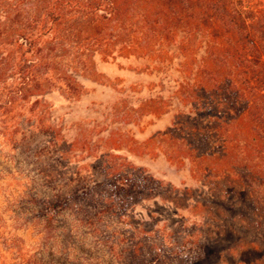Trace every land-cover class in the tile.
<instances>
[{"label": "trees", "instance_id": "trees-1", "mask_svg": "<svg viewBox=\"0 0 264 264\" xmlns=\"http://www.w3.org/2000/svg\"><path fill=\"white\" fill-rule=\"evenodd\" d=\"M163 40L183 54L178 93L191 109L169 132L184 134L176 149L203 177L215 172L264 187V0H0L1 79L12 86L0 87V100L4 93L43 95L48 83L75 93L78 73L91 69L96 54L149 52ZM219 92L207 103L206 95ZM208 104L213 113L201 108ZM90 168L87 186L34 200L43 204L42 244L64 264H72V252L86 264H194L203 257L205 221L147 228L135 217L140 202L164 196L162 182L110 151ZM258 201L253 218L263 226ZM60 217L72 224L59 229ZM258 236L254 245L264 243V232Z\"/></svg>", "mask_w": 264, "mask_h": 264}, {"label": "rangeland", "instance_id": "rangeland-1", "mask_svg": "<svg viewBox=\"0 0 264 264\" xmlns=\"http://www.w3.org/2000/svg\"><path fill=\"white\" fill-rule=\"evenodd\" d=\"M180 51L164 40L149 52L120 54L118 48L93 57L91 69L78 73L75 93L64 94L62 87L48 83L43 95L26 100L1 96L0 264H64L45 249L48 242L42 244L37 211L51 195L87 186L90 163L103 151L163 183L164 196L135 208V217L147 228L172 229L182 221L209 225L203 257L194 264H264V243L253 244L264 225L256 223L252 205L257 198L264 202V187L233 183L226 175L216 179L215 172L203 177L176 149L184 134L169 133L175 117L191 111L178 93L184 83ZM196 54L201 56L202 49ZM3 74L0 68V87H12L2 81ZM219 95H206L207 103ZM209 104L201 108L213 113ZM71 224L59 218V229ZM74 256L72 264H86Z\"/></svg>", "mask_w": 264, "mask_h": 264}]
</instances>
